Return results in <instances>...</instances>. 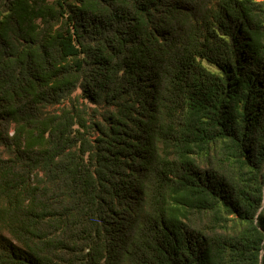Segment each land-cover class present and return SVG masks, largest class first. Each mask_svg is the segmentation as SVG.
Instances as JSON below:
<instances>
[{"label": "trees", "instance_id": "trees-1", "mask_svg": "<svg viewBox=\"0 0 264 264\" xmlns=\"http://www.w3.org/2000/svg\"><path fill=\"white\" fill-rule=\"evenodd\" d=\"M0 264H264V0H0Z\"/></svg>", "mask_w": 264, "mask_h": 264}, {"label": "rangeland", "instance_id": "rangeland-1", "mask_svg": "<svg viewBox=\"0 0 264 264\" xmlns=\"http://www.w3.org/2000/svg\"><path fill=\"white\" fill-rule=\"evenodd\" d=\"M211 69H213V68H211ZM214 70V69H213Z\"/></svg>", "mask_w": 264, "mask_h": 264}]
</instances>
